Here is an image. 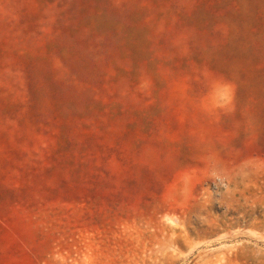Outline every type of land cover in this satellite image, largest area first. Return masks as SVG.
Masks as SVG:
<instances>
[{
    "label": "rangeland",
    "instance_id": "rangeland-1",
    "mask_svg": "<svg viewBox=\"0 0 264 264\" xmlns=\"http://www.w3.org/2000/svg\"><path fill=\"white\" fill-rule=\"evenodd\" d=\"M0 264H264V0H0Z\"/></svg>",
    "mask_w": 264,
    "mask_h": 264
}]
</instances>
